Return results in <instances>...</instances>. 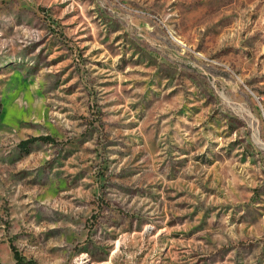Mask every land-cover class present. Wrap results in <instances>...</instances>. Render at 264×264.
<instances>
[{
    "label": "rangeland",
    "instance_id": "1",
    "mask_svg": "<svg viewBox=\"0 0 264 264\" xmlns=\"http://www.w3.org/2000/svg\"><path fill=\"white\" fill-rule=\"evenodd\" d=\"M28 261L264 264V0H0V264Z\"/></svg>",
    "mask_w": 264,
    "mask_h": 264
},
{
    "label": "trees",
    "instance_id": "2",
    "mask_svg": "<svg viewBox=\"0 0 264 264\" xmlns=\"http://www.w3.org/2000/svg\"><path fill=\"white\" fill-rule=\"evenodd\" d=\"M37 139H43V140H47V139H49L47 136H33V137H31V138H29V139H27V140H24L23 142L25 143V142H31V141H35V140H37ZM11 249H12V251H13V255H14V257L17 259L18 258V254H17V251H16V249L14 248V246H11ZM18 260L19 261H21V259L20 258H18ZM26 263H28V264H32V262L31 261H28V262H26Z\"/></svg>",
    "mask_w": 264,
    "mask_h": 264
}]
</instances>
